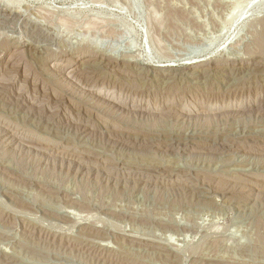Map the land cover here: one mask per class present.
Instances as JSON below:
<instances>
[{"label": "rangeland", "instance_id": "1", "mask_svg": "<svg viewBox=\"0 0 264 264\" xmlns=\"http://www.w3.org/2000/svg\"><path fill=\"white\" fill-rule=\"evenodd\" d=\"M262 31L264 0H0V264H264Z\"/></svg>", "mask_w": 264, "mask_h": 264}, {"label": "bare ground", "instance_id": "2", "mask_svg": "<svg viewBox=\"0 0 264 264\" xmlns=\"http://www.w3.org/2000/svg\"><path fill=\"white\" fill-rule=\"evenodd\" d=\"M259 34V37L257 38V40H258V42H259V45H262L263 44V42H264V31H262V32H260V33H258ZM260 40V41H259ZM257 42V41H256ZM263 47V46H262ZM105 56V55H104ZM90 58L92 57V56H89ZM86 58V57H85ZM93 58V57H92ZM88 59L89 61L90 60H93V59ZM115 59V58H114ZM216 59V58H215ZM82 60V59H81ZM87 60V59H86ZM87 60V61H88ZM95 60V59H94ZM96 60H98V59H96ZM95 60V61H96ZM199 60V59H198ZM77 63L78 62H80L79 60H75ZM100 63H101V66L103 65V66H105V67H107L108 66V68L109 67H112V68H114V67H120L121 66V68L123 67V68H126V70H127V68H128V66H130L129 64L128 65H121V64H119V62H118V60H113V58H111V57H103V58H101L100 60ZM98 61V62H99ZM134 61V60H133ZM140 61V60H139ZM220 61V60H219ZM83 62V61H82ZM126 62H127V60H126ZM137 62V61H136ZM152 62H154V61H152ZM208 62V61H207ZM203 63V62H202ZM210 63V62H209ZM87 64H88V62H87ZM86 64V65H87ZM143 64V63H142ZM146 64V63H145ZM176 64V63H175ZM204 64V63H203ZM213 64V63H212ZM219 64V63H218ZM256 64V63H255ZM258 65H259V63H257ZM256 64V65H257ZM77 65V64H76ZM79 65V64H78ZM85 65V64H84ZM92 65V64H91ZM99 65V64H98ZM184 65V64H183ZM190 65V64H189ZM256 65H255V67H256ZM62 66V65H61ZM88 66H89V64H88ZM81 67V66H80ZM86 67V66H85ZM136 67V66H135ZM141 67V66H140ZM144 67V66H143ZM177 67V66H176ZM197 67V66H196ZM77 66H76V68H74L73 67V69H71V71H70V73H74V72H76L77 71ZM90 68V67H89ZM146 68L147 69H150V70H154V71H156V73L158 72L159 73V75L164 79V78H168L169 80L170 79H176V74L174 73V67H173V65L171 66V65H167V64H165V63H157V61H156V64H152V63H149V64H147L146 65ZM180 68V67H179ZM217 68H219V67H217ZM244 68V67H243ZM63 69V68H62ZM129 69V68H128ZM133 69V68H132ZM140 69V68H139ZM144 69V68H143ZM178 69V68H177ZM121 70V69H120ZM123 70V69H122ZM200 70H201V68H200ZM203 70H204V68H203ZM211 70V69H210ZM79 71V70H78ZM129 71V70H128ZM147 71V70H146ZM187 71V70H186ZM205 71H206V69H205ZM205 71H203V72H205ZM68 72V71H67ZM153 72V71H152ZM176 72H178V71H176ZM202 72V73H203ZM208 72V71H207ZM77 73V72H76ZM147 73V72H146ZM148 73H149V71H148ZM180 73V72H179ZM196 73V72H195ZM201 73V72H200ZM142 74V73H141ZM197 74V73H196ZM206 74V73H205ZM209 74V73H208ZM68 76H70L69 74H67ZM201 75V74H200ZM203 75V74H202ZM207 75V74H206ZM156 76V75H155ZM181 76V75H180ZM158 79V78H157ZM160 79V78H159ZM163 79H161V80H163ZM167 80V79H166ZM97 94V93H96ZM107 94V93H106ZM109 94V93H108ZM98 95V94H97ZM105 95V94H104ZM111 97V96H110ZM100 98V97H99ZM102 98V97H101ZM103 99V98H102ZM105 99V98H104ZM110 100H111V98H110ZM107 101H108V98H107ZM109 103H110V101H108ZM111 102H112V104H113V106H117V107H125L123 104H121L120 103V101L118 100V101H116V100H111ZM111 105V104H110ZM116 107V108H117ZM170 109V108H169ZM173 114V113H172ZM87 130H88V128H87ZM4 131V130H3ZM5 132H7V131H5ZM0 133H1V131H0ZM3 133V132H2ZM12 133V132H11ZM10 133V134H11ZM9 134V135H10ZM118 135V134H117ZM1 136V135H0ZM16 136V135H15ZM6 138H7V136H6ZM11 138V137H10ZM193 138V137H192ZM191 138V139H192ZM3 140V139H2ZM118 140L119 141H124V142H128V144H133L134 142L133 141H129V140H126V139H124V138H119L118 137ZM193 140V139H192ZM196 140V139H195ZM6 141V140H5ZM173 141H174V139H173ZM180 141V140H179ZM177 142V141H176ZM142 144V149H143V152L145 151H147V150H149L148 148L149 147H153V146H164L165 148L167 147V146H172V145H174V143L173 142H168V143H166V142H164V143H161V142H155V141H153V142H147V141H145V143L143 142V143H141ZM176 144V143H175ZM177 145V144H176ZM175 145V146H176ZM186 145V144H185ZM191 145H193V144H191ZM190 146V145H189ZM197 146V145H196ZM191 147V146H190ZM203 147H207L206 145H202L201 144V148H203ZM173 148V147H172ZM199 148V147H198ZM197 148V149H198ZM200 151V150H199ZM112 166V165H111ZM112 170V169H111ZM109 171H110V169H109ZM173 180V179H172ZM178 181V180H177ZM172 188H175V187H172ZM260 225H262L263 224V222L261 223V221H260V223H259ZM95 225V224H94ZM99 228V227H98ZM100 229V228H99ZM87 230L88 231H90V232H94V233H96V234H100V231L98 230V229H96V227H94V226H92L91 225V227H88L87 228ZM103 232V231H102ZM104 233V232H103ZM140 239V238H139ZM149 239V238H148ZM86 240V239H85ZM124 240V239H123ZM133 240V239H132ZM64 241V240H63ZM87 241V240H86ZM160 242V241H159ZM72 243V242H71ZM79 245H77V246H82L84 249H87L88 251H90V250H92L93 248H92V246L90 247V248H88L87 247V245L89 244H87L86 242H84V240L83 241H80V242H77ZM76 243V244H77ZM140 244V243H139ZM66 245V244H65ZM89 245H91V244H89ZM94 245V244H93ZM146 245V244H145ZM159 245V244H158ZM164 245V244H163ZM73 246V245H72ZM76 246V245H75ZM102 246V245H101ZM161 246V245H160ZM95 247H97V246H95ZM82 248V249H83ZM99 248V247H98ZM158 248V247H157ZM99 251V250H98ZM173 251V250H172ZM168 253V252H167ZM163 254V253H162ZM176 254V253H175ZM95 255H96V253H95ZM102 255V254H101ZM4 256V255H3ZM169 256V255H168ZM109 257V256H108ZM115 258V257H114ZM168 258V257H167ZM5 259H7V257L5 258ZM9 259V258H8ZM173 259V258H172ZM177 259V258H176Z\"/></svg>", "mask_w": 264, "mask_h": 264}]
</instances>
